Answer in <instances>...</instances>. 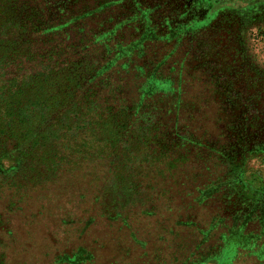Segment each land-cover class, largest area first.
<instances>
[{
    "label": "trees",
    "instance_id": "obj_1",
    "mask_svg": "<svg viewBox=\"0 0 264 264\" xmlns=\"http://www.w3.org/2000/svg\"><path fill=\"white\" fill-rule=\"evenodd\" d=\"M205 1L214 0L194 2ZM160 6L0 0V191L12 190L2 191L12 205L8 213H20L18 204L35 188L59 183L80 199L119 205L106 216L124 225L128 205L163 198L203 208L239 202L242 218L254 211L264 188L252 187L244 174L250 156L264 151V139L247 137L254 127L246 116L250 98L230 93L219 79H211L214 89L202 76L195 81L202 72L190 70L193 51L182 61L179 53L194 33L169 39L170 30L149 15ZM201 81V92L187 94ZM211 104L219 108L211 111ZM260 240L253 256L264 246Z\"/></svg>",
    "mask_w": 264,
    "mask_h": 264
},
{
    "label": "rangeland",
    "instance_id": "obj_2",
    "mask_svg": "<svg viewBox=\"0 0 264 264\" xmlns=\"http://www.w3.org/2000/svg\"><path fill=\"white\" fill-rule=\"evenodd\" d=\"M145 1L155 8L161 5L149 15L162 24L163 32L170 30L169 39L194 33L188 35L190 43L179 48L181 61L187 50L193 51L188 59L190 70L198 67L202 72L193 74L195 81L201 76L209 84L219 79L227 83L230 93L241 92L244 101L250 98L246 116L254 127L247 137L264 139V0ZM204 18V24L199 22ZM179 70L180 66L172 75L177 76ZM169 73L165 70L164 76ZM199 86L187 94L201 92L204 82ZM221 98L215 100L221 102ZM218 108L211 104V111ZM215 117L214 112L213 124L218 123ZM244 177L252 187L264 188V151L250 156ZM2 191L11 194L12 190L5 186L0 191V261L3 255L4 264H55L56 260L61 264L264 263V246L255 252L257 258L252 254L256 240L261 239L259 247L264 241V190L254 211L244 218L239 202L217 200L203 208L167 205L163 198L155 205H128L122 212L128 219L126 226L121 220H108L119 205H99L90 196L80 199L78 191L73 196V188L65 184L35 188L18 204L21 212L15 214L7 212L12 205ZM108 207L113 208L111 214L106 213ZM195 224L199 227H192ZM243 246L248 250L238 252Z\"/></svg>",
    "mask_w": 264,
    "mask_h": 264
}]
</instances>
